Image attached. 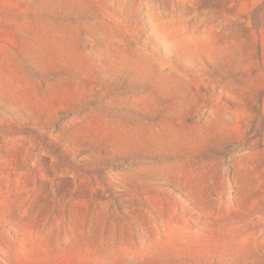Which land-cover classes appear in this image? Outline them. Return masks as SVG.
I'll use <instances>...</instances> for the list:
<instances>
[{
    "label": "rangeland",
    "instance_id": "rangeland-1",
    "mask_svg": "<svg viewBox=\"0 0 264 264\" xmlns=\"http://www.w3.org/2000/svg\"><path fill=\"white\" fill-rule=\"evenodd\" d=\"M0 264H264V0H0Z\"/></svg>",
    "mask_w": 264,
    "mask_h": 264
}]
</instances>
